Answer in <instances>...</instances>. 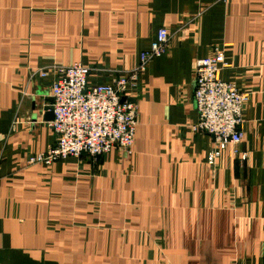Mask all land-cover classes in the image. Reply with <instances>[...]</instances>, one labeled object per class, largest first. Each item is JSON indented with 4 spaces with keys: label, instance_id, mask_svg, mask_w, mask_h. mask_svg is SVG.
Instances as JSON below:
<instances>
[{
    "label": "crops",
    "instance_id": "0c3cea01",
    "mask_svg": "<svg viewBox=\"0 0 264 264\" xmlns=\"http://www.w3.org/2000/svg\"><path fill=\"white\" fill-rule=\"evenodd\" d=\"M170 36L131 91L133 154L27 164L53 145V65L126 71ZM248 94L241 163L193 133L194 63ZM46 69V75L34 74ZM0 264H264V0H0Z\"/></svg>",
    "mask_w": 264,
    "mask_h": 264
},
{
    "label": "built area",
    "instance_id": "2783aa9c",
    "mask_svg": "<svg viewBox=\"0 0 264 264\" xmlns=\"http://www.w3.org/2000/svg\"><path fill=\"white\" fill-rule=\"evenodd\" d=\"M169 39L164 28L158 29L136 65L126 71H108L110 78L103 84H92L89 77L95 69L81 63L49 67L53 74L50 86L53 102L49 105L53 120L46 126L54 133L55 140L46 151L32 155L27 164L51 166L82 155L97 161L112 150L132 155L138 110L133 101L122 98L131 99V91L137 88L140 76L149 62L165 54ZM225 66L223 51L194 63L193 100L198 118L189 128L193 133L212 137L206 157L209 166L228 147L233 159L241 163L247 160V153L238 146L243 140L239 127L249 97L233 83L220 79L219 73ZM46 72L44 69L34 74L44 77Z\"/></svg>",
    "mask_w": 264,
    "mask_h": 264
},
{
    "label": "water",
    "instance_id": "95a60500",
    "mask_svg": "<svg viewBox=\"0 0 264 264\" xmlns=\"http://www.w3.org/2000/svg\"><path fill=\"white\" fill-rule=\"evenodd\" d=\"M128 100V101H133L132 99H129V98H122V101L123 100ZM53 102L52 99H49V105H51ZM49 105L44 109L46 112H45V115H44V120L45 121H51L53 120V114H52V111L51 109L49 108Z\"/></svg>",
    "mask_w": 264,
    "mask_h": 264
}]
</instances>
